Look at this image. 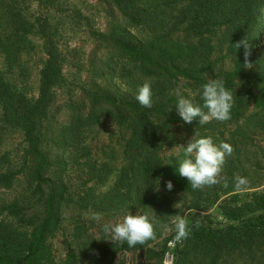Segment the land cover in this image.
Here are the masks:
<instances>
[{
  "label": "trees",
  "instance_id": "16d2710c",
  "mask_svg": "<svg viewBox=\"0 0 264 264\" xmlns=\"http://www.w3.org/2000/svg\"><path fill=\"white\" fill-rule=\"evenodd\" d=\"M54 1L36 0L38 11L32 20L14 8L8 28L0 30V48L11 65L24 49L35 48L30 35H38L42 42L37 97L28 96L0 73L3 120L20 128L25 142L22 164L0 170V189L12 188L24 176L27 179L23 199L0 206V264H115L121 252L146 248L151 239L135 247L119 241H89L78 254L68 253L63 259L56 254L55 239L62 228L70 187L65 167L56 168L63 163H55L44 148L49 125L64 108L68 116L61 121L63 149L82 162L94 185L105 186L113 180L104 192L90 187L87 199L98 208L129 204L165 218L171 211L163 194L168 180L174 184L168 192L193 197L196 208L206 206L209 199L204 189L211 193L215 184L193 188L175 172L182 149L166 153L165 148L174 124L213 139L208 128L214 124L185 123L174 104L188 93L203 107L202 86L218 79L234 99L226 122L239 120L250 106L264 111V68L244 72L264 33V0H102L113 4L127 25L148 33L139 38L123 33L105 37L112 42L114 54L151 81V109L136 100L138 88L113 92L84 88L79 100L55 106L65 73L50 15ZM242 40L247 48L238 47ZM227 60L231 69L225 67ZM106 121L113 123L114 135L94 145L88 132ZM232 148L225 160L230 175L241 162V149ZM224 212L232 223L222 228L208 224L206 217L192 220L174 264H264V192L241 206H225Z\"/></svg>",
  "mask_w": 264,
  "mask_h": 264
},
{
  "label": "rangeland",
  "instance_id": "374dc122",
  "mask_svg": "<svg viewBox=\"0 0 264 264\" xmlns=\"http://www.w3.org/2000/svg\"><path fill=\"white\" fill-rule=\"evenodd\" d=\"M54 6L50 15L56 29L65 73L64 82L57 88L55 106L63 105L70 99L79 100L84 88H99L113 92L136 89L145 82L151 83L133 65L122 61L114 54L112 42L105 37L109 33L131 34L137 38L148 35L145 30L127 25L113 4L102 0H55ZM14 8L21 9L30 20L38 11L36 0H0L1 31L8 28L9 15ZM29 38L35 48L24 49L12 65L0 48V73L25 90L28 96L35 98L38 95L42 42L35 34ZM225 67L231 69L232 63L227 60ZM262 68L264 33L259 47L244 67V72L249 73ZM242 82L244 79L241 80V84ZM183 96L190 99L191 94L184 93ZM67 116L68 112L64 108L55 115L49 125L44 147L55 163H63L56 168L65 167V179L70 187L69 200L62 210V228L55 239L59 259L65 258L68 253L78 254L89 241L110 242L102 231V224L115 223L127 214L135 215L139 212L153 223L154 232L158 227V233H155L146 248L121 252L115 264H162L168 251V240L177 232L176 224L180 219H184L189 227L193 219L206 217L208 224L222 228L232 223L224 212L225 206H241L254 195L264 192V111L254 109L252 106L239 120L224 122L210 117L208 122L214 126L208 130L213 131L214 140L217 143L237 145L241 149V162L235 166L231 175L224 163L213 191L210 193L208 189H204L209 199L204 207L193 206V197L185 193L163 191L171 205V211L164 215L165 218L160 213L150 214L145 209L129 204L104 210L90 202V198L87 199V194L91 192L90 187H95L97 192H104L113 180L110 179L105 186L94 185L95 183L84 172L82 162L71 155L69 150L63 149L61 121ZM113 130V123L106 121L101 126L92 127L88 132V139L94 145L107 141L114 135ZM196 133L195 129L174 124L165 152L180 151L182 148L179 144L186 146L188 140ZM24 149L22 131L3 120L0 108V170L17 169L22 164ZM239 178H244L245 183L237 186ZM26 183L27 179L24 176L12 188L0 189V206L4 201L23 199L27 190ZM40 206L39 203V209ZM173 253L175 263L179 249ZM74 264H80V261H75Z\"/></svg>",
  "mask_w": 264,
  "mask_h": 264
},
{
  "label": "clouds",
  "instance_id": "9594fccd",
  "mask_svg": "<svg viewBox=\"0 0 264 264\" xmlns=\"http://www.w3.org/2000/svg\"><path fill=\"white\" fill-rule=\"evenodd\" d=\"M248 47V43L242 40L238 43ZM245 55H248L246 52ZM201 96L203 107L193 100L179 96L175 102V111L185 123L198 121L199 125L207 123L211 118L225 121L230 118L234 99L230 90L226 89L223 82L218 79H210L202 86ZM136 100L145 108L151 109L154 103V94L151 85L145 82L138 87ZM207 109L205 111L204 109ZM182 148V156L179 157L178 170L176 174L187 178L193 188H200L205 185H213L218 182L226 157L231 155L233 148L227 142L217 143L211 136H200L197 133L188 140L186 146L179 144ZM176 147V146H175ZM174 147V148H175ZM172 148V149H174ZM162 177L156 184L160 188ZM245 183L244 178H239L237 186ZM174 187L173 181H166L167 190ZM178 238L186 237L189 229L184 219L176 224ZM102 231L110 241L126 243L129 247L137 244L143 245L146 241L153 239L154 225L146 215L139 212L125 215L115 223H103Z\"/></svg>",
  "mask_w": 264,
  "mask_h": 264
},
{
  "label": "built area",
  "instance_id": "2783aa9c",
  "mask_svg": "<svg viewBox=\"0 0 264 264\" xmlns=\"http://www.w3.org/2000/svg\"><path fill=\"white\" fill-rule=\"evenodd\" d=\"M186 237L178 238V233L176 232L167 243L168 251L165 255V258L163 260L162 264H174L175 256L173 251H176L179 247L183 246V244L186 241Z\"/></svg>",
  "mask_w": 264,
  "mask_h": 264
}]
</instances>
